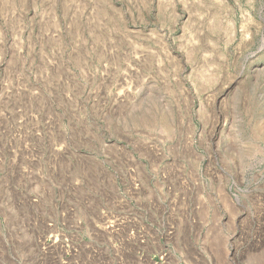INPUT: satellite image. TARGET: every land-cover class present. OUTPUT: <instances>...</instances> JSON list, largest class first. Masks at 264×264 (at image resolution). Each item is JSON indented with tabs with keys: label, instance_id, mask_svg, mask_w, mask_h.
Returning a JSON list of instances; mask_svg holds the SVG:
<instances>
[{
	"label": "rangeland",
	"instance_id": "rangeland-1",
	"mask_svg": "<svg viewBox=\"0 0 264 264\" xmlns=\"http://www.w3.org/2000/svg\"><path fill=\"white\" fill-rule=\"evenodd\" d=\"M0 264H264V0H0Z\"/></svg>",
	"mask_w": 264,
	"mask_h": 264
},
{
	"label": "bare ground",
	"instance_id": "bare-ground-1",
	"mask_svg": "<svg viewBox=\"0 0 264 264\" xmlns=\"http://www.w3.org/2000/svg\"><path fill=\"white\" fill-rule=\"evenodd\" d=\"M111 227H112V225H111ZM111 227H110V228H111ZM108 229H109V228H108ZM102 231H103V230H102Z\"/></svg>",
	"mask_w": 264,
	"mask_h": 264
}]
</instances>
